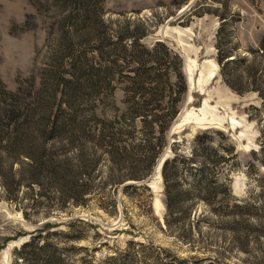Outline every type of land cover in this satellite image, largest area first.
<instances>
[{
    "label": "rangeland",
    "instance_id": "rangeland-1",
    "mask_svg": "<svg viewBox=\"0 0 264 264\" xmlns=\"http://www.w3.org/2000/svg\"><path fill=\"white\" fill-rule=\"evenodd\" d=\"M138 22L146 29L143 45L169 49L161 105L179 97L150 170L133 167L138 147L110 155L111 145L145 135L138 120L132 134L118 120L132 93ZM263 38L264 0H0V137L35 135L14 147L0 144V264H20L13 250L38 229L44 235L69 227L82 236L58 239L64 264H264ZM208 60L215 77L202 94L197 83ZM44 115L57 118L51 140L42 138L51 130L37 120ZM207 129L223 133L211 134L221 157L216 179L236 199L228 197L221 212L200 200L188 220L169 228L158 169L174 153L190 156L195 136ZM41 145L44 157L51 154L84 184L81 198L68 189L59 198L43 173L42 188L27 183L33 172L25 153L36 155ZM197 154L195 163L203 158Z\"/></svg>",
    "mask_w": 264,
    "mask_h": 264
},
{
    "label": "trees",
    "instance_id": "trees-1",
    "mask_svg": "<svg viewBox=\"0 0 264 264\" xmlns=\"http://www.w3.org/2000/svg\"><path fill=\"white\" fill-rule=\"evenodd\" d=\"M222 19V15H220ZM223 23H221L222 26ZM219 27V31L220 28ZM135 34L132 35L131 47H134L136 51H132V60L135 62L136 67L132 70L134 72L133 88L131 95L126 100V109L118 117L119 122L125 123L129 134L136 129V120L140 122V131H145V135H142L140 140L134 142L133 136L129 139L130 149L125 148L127 143L117 147L111 145L110 155L113 158V154H117L118 151H126L130 153L135 147L139 153L134 156L133 167L145 164L150 170L157 158L159 157L162 145H163V132L168 126L169 119L173 118L177 112L176 104L179 97L172 98L166 102L165 106H162L160 100L163 97V91L166 88L167 75L169 72V64L167 58L169 55V49L162 42H156L153 47L148 48L140 42V39L145 36L146 29L140 22L136 24ZM261 48H264V38L260 41ZM152 61V65L147 67V62ZM219 62H222L221 58H218ZM179 79L182 80L181 73L178 72ZM164 78L165 86L161 87V79ZM147 94L155 95L151 99L146 98ZM160 110V111H157ZM159 112V113H158ZM12 119H16V116H12ZM25 117L22 121L27 123L30 119ZM39 120L46 128L51 126V130L46 131L42 135V138L51 140L54 138V131L57 127V118L51 119L48 115L39 117ZM29 123V122H28ZM122 129L117 130L115 134H120ZM155 132H158L160 136L156 137ZM218 133L222 135L220 131L213 129H207L197 134L194 138V146L191 149L190 156H186L179 153H174L171 158H167L161 166V177L163 180L164 188V222L167 227L180 220H188L191 216L194 206L200 200L206 203L217 204V207H210L214 212H221L227 208V198L231 197L236 199L231 192L230 187L225 182H218L216 179L217 172L215 171V165L217 160L221 158L218 156V147L211 144V134ZM23 136V137H22ZM226 138H228L226 136ZM26 139V140H25ZM35 135L31 133L25 135H14L10 137H0V144L4 141L6 148L16 146L20 141H33ZM116 139V137H114ZM118 140V139H117ZM43 144V140L40 142ZM225 148L227 153H232L235 150V146L232 143ZM141 146V147H140ZM143 147H145L143 149ZM143 149L141 152L140 150ZM130 150V151H129ZM173 152L175 151L172 148ZM201 152L202 159L195 163L197 159V153ZM176 152V151H175ZM45 150L42 145L36 155L25 153L26 157L31 160L27 163L30 166L33 174L29 178L27 183L36 184L39 188L43 187V182L40 180V174L43 173L48 180L45 184H53L58 187L59 198L64 199L66 192L69 190L74 194L76 198H81L85 193L84 184H78L75 179V174L71 175V169L62 168L58 161L52 157L51 154L44 157ZM225 157L222 156V160ZM135 165V166H134ZM12 164H9L11 169ZM16 169L15 171H18ZM21 178V177H19ZM130 178L138 180L143 178L140 174H130ZM7 190H10L9 185L6 186ZM15 197H11L13 199ZM4 199L9 200L10 195H5ZM23 217L27 218V213L22 212ZM48 224H44L47 227ZM184 231L182 226L179 229ZM187 232H191V228L188 225ZM38 233V234H37ZM34 235H29L28 239L23 241L18 248L13 250V260L15 263L17 260H21L20 264H64L67 259L64 250L66 247L58 246V239L68 241L69 239H79L82 236L81 232L75 231L74 228L69 227L68 231H47L43 235L42 229H38V232ZM52 235L55 240L52 239ZM68 248H74L69 246ZM129 250V249H128ZM127 255H137V251L125 252Z\"/></svg>",
    "mask_w": 264,
    "mask_h": 264
},
{
    "label": "water",
    "instance_id": "water-1",
    "mask_svg": "<svg viewBox=\"0 0 264 264\" xmlns=\"http://www.w3.org/2000/svg\"><path fill=\"white\" fill-rule=\"evenodd\" d=\"M204 62H209V60L208 61H204ZM204 62H201V63H199L198 64V66H197V72H196V78L195 79H197L199 76H200V72H201V70H200V68H201V66H202V64L204 63ZM212 62H214V61H212ZM215 63V62H214ZM215 71L213 72V74H212V76H210V75H207V77H206V79H202L201 81H199L198 83H197V81H196V83L197 84H199L198 85V89H200V92L202 93V94H204V93H206L207 92V90H208V85H206L208 82V78H209V83L208 84H210V80H214V77H215ZM208 76H210V77H208ZM204 77V78H205ZM163 163V162H162ZM161 165L162 164H160V167H159V169H158V174L160 175V168H161Z\"/></svg>",
    "mask_w": 264,
    "mask_h": 264
},
{
    "label": "bare ground",
    "instance_id": "bare-ground-1",
    "mask_svg": "<svg viewBox=\"0 0 264 264\" xmlns=\"http://www.w3.org/2000/svg\"><path fill=\"white\" fill-rule=\"evenodd\" d=\"M214 66H215V64L212 61L205 62L204 65H203V68L201 69L202 70V73H201V79L200 80L206 79L207 75L212 76V72H213V67ZM158 166H157V169H158Z\"/></svg>",
    "mask_w": 264,
    "mask_h": 264
}]
</instances>
